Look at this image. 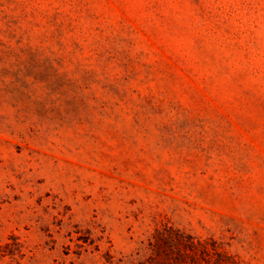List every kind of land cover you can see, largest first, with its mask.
<instances>
[{"label":"rangeland","instance_id":"rangeland-1","mask_svg":"<svg viewBox=\"0 0 264 264\" xmlns=\"http://www.w3.org/2000/svg\"><path fill=\"white\" fill-rule=\"evenodd\" d=\"M191 239L264 264V0H0V264Z\"/></svg>","mask_w":264,"mask_h":264},{"label":"trees","instance_id":"trees-1","mask_svg":"<svg viewBox=\"0 0 264 264\" xmlns=\"http://www.w3.org/2000/svg\"><path fill=\"white\" fill-rule=\"evenodd\" d=\"M180 244L179 242L169 244L172 249H169L170 253L165 254V259L157 261L156 263L151 262L150 264H237L226 257L224 262V254L215 249H212L211 253L202 248L197 249V247L202 246L199 241L194 242L191 239L187 246H183V251L179 248ZM197 252L200 253V258H195ZM187 258L190 259L189 263L185 261Z\"/></svg>","mask_w":264,"mask_h":264}]
</instances>
